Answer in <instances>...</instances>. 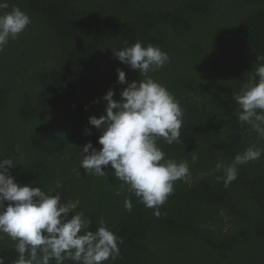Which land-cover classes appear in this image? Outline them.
I'll use <instances>...</instances> for the list:
<instances>
[{"label":"trees","instance_id":"trees-1","mask_svg":"<svg viewBox=\"0 0 264 264\" xmlns=\"http://www.w3.org/2000/svg\"><path fill=\"white\" fill-rule=\"evenodd\" d=\"M7 2L0 14L20 7L31 17L0 52V159L13 160L16 181L52 188L61 202L79 199L90 231L102 219L122 241L118 258L103 264H264V155L239 165L227 187L217 169L250 146L264 149L238 121L233 98L264 63L257 58H264V0ZM137 41L168 53L167 65L149 75L184 112L179 143L157 144L190 176L174 183L159 218L111 165L104 177L80 168L86 143L102 147L89 117L106 115L104 95L114 89L118 100L127 87L117 69L128 83L143 79L114 55ZM0 236V255L11 264L16 241Z\"/></svg>","mask_w":264,"mask_h":264},{"label":"clouds","instance_id":"clouds-1","mask_svg":"<svg viewBox=\"0 0 264 264\" xmlns=\"http://www.w3.org/2000/svg\"><path fill=\"white\" fill-rule=\"evenodd\" d=\"M8 8L7 0H0V10ZM30 24L31 17L20 7L0 14V52ZM114 55L143 79L128 83L126 72L117 69L118 82L127 87L118 100L113 98L115 90L110 89L103 97L106 115L89 117V124L102 130L98 140L102 147L97 149L91 141L86 143L80 168L104 177L105 168L111 165L115 177L127 184L128 190L159 218L161 206L174 192V183L187 182L190 176L186 163L165 159L166 154L157 144L161 138L169 145L179 143L181 138L184 112L179 101L149 75L166 66L170 58L158 46L145 47L140 41L114 51ZM233 98L240 109L238 121L250 125L257 137L264 140V63L255 67L254 76ZM261 155L264 149L250 146L238 153L230 165L218 163L217 169L223 168L225 187L237 178L239 165L258 160ZM15 166L10 158L0 159V233L16 241L18 253L11 264H50L53 259L56 264L65 260L103 264L118 258V244L122 241L102 219L98 229L90 231L92 221L77 211L79 199L61 202V193L52 188L45 191L39 186L18 183L10 172ZM62 186L57 180L56 188ZM125 208L132 210L128 199ZM8 260L0 255V264Z\"/></svg>","mask_w":264,"mask_h":264}]
</instances>
